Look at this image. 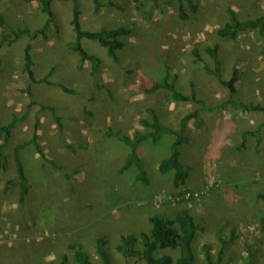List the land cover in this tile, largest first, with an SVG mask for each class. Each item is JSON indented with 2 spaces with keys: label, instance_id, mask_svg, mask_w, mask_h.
<instances>
[{
  "label": "rangeland",
  "instance_id": "374dc122",
  "mask_svg": "<svg viewBox=\"0 0 264 264\" xmlns=\"http://www.w3.org/2000/svg\"><path fill=\"white\" fill-rule=\"evenodd\" d=\"M112 6L95 11L93 0H78L84 30L126 28L125 48L118 52V64L97 43L83 46L101 59L98 75H91L86 62L67 48L74 34L70 24V1L53 2L54 20L33 43V72L36 78L61 84L73 93L48 84L29 85L22 72V55L29 38L22 37L0 50V124L16 119L13 141L6 151L8 176L0 173V264H47L69 255L68 245L81 246L95 264L96 239L104 237L112 264H143L123 259L115 251L122 235H136L148 229V218L162 214L173 218L186 209L203 227L193 244L196 264H206L202 247L211 245L217 258L221 244L233 238L223 250L222 264H264V114L243 113L226 106L199 113L202 125L187 123L189 142L179 150L181 164L190 168L185 186L175 189L172 172L160 174V163L169 157L174 136L163 135L157 143L146 141L139 155L149 185L133 182L130 168L122 174L129 148L112 130L133 136L146 132L141 120H150L153 110L162 125L177 130L181 118L198 105L173 101L160 90L146 95L139 89V77L161 81L169 68L168 81L175 76L182 95L196 97L205 106L217 107L229 92L207 74L213 69L206 48L218 47L222 76L228 80L239 69L235 99L264 107V35L259 29L239 33L234 40L221 39L217 31L229 22L228 12L239 21L264 16V0H191L196 11L182 2L186 15L180 19L177 0H98ZM5 34L40 29L46 20L37 2L0 0ZM1 31V29H0ZM197 50L200 62L193 55ZM42 108H51L53 113ZM36 127L37 142L47 158L65 168L63 179L43 167L32 145L20 153L29 184L28 209L17 214L19 184L11 154L14 145L30 142ZM245 132L257 133L248 135ZM1 143V141H0ZM70 147V148H68ZM11 176V177H10ZM16 183L8 188L7 181ZM192 197L181 202V194ZM176 257L174 251H166ZM166 252H162L166 253Z\"/></svg>",
  "mask_w": 264,
  "mask_h": 264
},
{
  "label": "trees",
  "instance_id": "16d2710c",
  "mask_svg": "<svg viewBox=\"0 0 264 264\" xmlns=\"http://www.w3.org/2000/svg\"><path fill=\"white\" fill-rule=\"evenodd\" d=\"M24 3L37 2L40 5L41 12L46 16L44 25L37 30L30 31L29 29H21L13 31L11 35L5 34V18L0 12V50L3 48L4 44L11 45L12 43L18 41L22 37L29 38L28 43L24 47L22 61L23 68L22 72L27 76L29 80V87L24 90L26 93H31L32 85L48 84L59 87L65 93H73L64 85L53 84L49 82L48 76L38 79L35 77L33 72V43L39 37H45V31L48 29L49 25L53 23L54 13L52 10L53 2L56 0H20ZM59 1H70L72 4L71 10V27L74 34L72 41L67 43V48L78 55L79 62L78 68L81 69L82 66L88 62L91 65V75L96 77L98 75L99 67L101 65V59L90 53L83 46V41H91L97 43L101 48L106 51L107 56L113 61V63L118 64L119 57L118 52L125 48V38L130 34V31L126 28L120 27L116 29H100L99 31L84 30L81 24V10L78 0H59ZM180 3L179 17L180 19H185L186 15L182 9V2L186 1L192 10L196 11V6L193 5L191 0H177ZM97 12L99 8L112 6V3L102 4L98 0H93ZM229 22L224 25L223 28L217 31L219 38H228L230 40L236 39L239 33L255 31L259 29L264 35V16H260L256 19L239 21L234 12L229 11ZM206 53L210 55L213 61V69L204 65V71L213 76L217 82L226 88L229 92V98L223 104L217 107L205 106L202 100L197 99L195 90L192 91L191 96L182 95L176 88V78L175 76L172 80L168 81L169 68L166 67V75L161 80L148 79L145 80L143 77H139V89L142 93L146 95L154 94L160 90H164L170 94L173 101L179 102H191L198 105V108L192 113L184 116L179 121V127L177 130L170 129L162 125L159 121L158 116L153 110H148L150 120L143 119L140 124L146 129V132H135L132 137L129 135H122L116 133L112 130L106 132V137L115 138L125 146L129 148V153L126 155L122 165L118 169V174H122L129 170L130 168H135L137 174L133 178V182H141L143 185H149V180L147 178L146 172L144 170L143 162L140 158L139 151L141 145L150 141L151 143H157L163 135L174 136V141L170 147V155L168 158L164 159L159 167L158 171L160 174H166L172 172V184L175 189H180L185 186L186 180L188 178L190 168L181 164L179 160L180 148L189 142L186 135L187 123L193 120L195 126L199 127L202 125V119L199 117V113L204 110H221L226 106H231L236 111H241L243 113H253L261 112L264 114V107L260 104L242 103L235 99L237 92V83L239 81V69L233 68L231 76L228 80H224L222 76L221 63L218 59V47L206 48ZM193 55L196 57L197 61L200 62V55L197 50H193ZM47 109L53 113L51 108ZM17 120L14 118L8 124H0V173L2 176H8L12 172L8 168V155L7 150L10 148L13 141L12 132L15 127ZM248 135L256 136L257 133L245 132L243 135V140ZM28 145H32L36 154L39 156L43 162V167L55 172L59 177L63 179H70L71 176L68 174L61 165L55 163L54 161L47 158L43 149L37 142L36 127L32 133V138L30 142H25L23 144L14 145L11 149V154L13 158L16 182L18 181V198H17V210L18 214H25L28 209V204L30 202L29 198V184L25 175V171L20 159V153ZM70 148V147H68ZM11 177V176H10ZM14 180L9 179L7 181V187L15 185ZM190 193L186 190L181 194V203L184 204L186 199L185 194ZM264 204V195L260 196ZM264 221V216H263ZM148 229L145 232H141L138 236L136 235H122L119 239L118 244L115 246V251L123 259H134L137 262L143 264H196V255L194 253L193 244L199 232L203 231V227L198 225L192 215L186 209H181L175 212L173 218H168L162 214H154L148 218ZM218 240L221 244V250L216 259L213 258L211 254V245L205 244L202 247L203 258L206 264H222L223 250L225 247L233 241V238L226 241L221 235H218ZM96 255L100 264H112L111 258L106 250L107 241L104 237L96 239ZM69 255L63 254L60 256V260L56 262H50L47 264H95L90 256L83 251L81 246L70 244L68 245ZM166 251H174L176 257ZM162 252H166L161 254ZM227 264V263H225Z\"/></svg>",
  "mask_w": 264,
  "mask_h": 264
},
{
  "label": "built area",
  "instance_id": "2783aa9c",
  "mask_svg": "<svg viewBox=\"0 0 264 264\" xmlns=\"http://www.w3.org/2000/svg\"><path fill=\"white\" fill-rule=\"evenodd\" d=\"M191 197H192V195L189 194V193L185 194V196H184V198H185L186 200L190 199Z\"/></svg>",
  "mask_w": 264,
  "mask_h": 264
}]
</instances>
